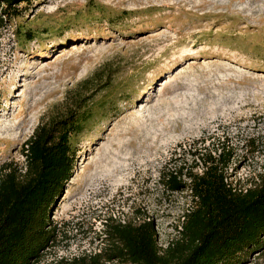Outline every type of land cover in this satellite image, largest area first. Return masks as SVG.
Returning <instances> with one entry per match:
<instances>
[{
    "label": "rangeland",
    "instance_id": "obj_1",
    "mask_svg": "<svg viewBox=\"0 0 264 264\" xmlns=\"http://www.w3.org/2000/svg\"><path fill=\"white\" fill-rule=\"evenodd\" d=\"M17 10L0 23V171L23 169L24 142L73 96L92 103L37 264L98 253L108 218L152 220L158 247L178 238L190 195L160 178L201 173L193 153L228 149L237 188L264 173V0H26ZM105 168L117 174L109 184L121 177L115 188L96 187ZM249 259L264 264V252Z\"/></svg>",
    "mask_w": 264,
    "mask_h": 264
},
{
    "label": "trees",
    "instance_id": "obj_2",
    "mask_svg": "<svg viewBox=\"0 0 264 264\" xmlns=\"http://www.w3.org/2000/svg\"><path fill=\"white\" fill-rule=\"evenodd\" d=\"M24 1L0 0V23L16 18ZM25 34L32 40L30 31ZM81 95L73 96L63 112L48 117L24 142L23 169L5 165L0 171V264H37L54 241L49 215L72 173L74 139L90 118L92 103L87 105ZM192 156L193 162H201V173L184 172L180 166L160 178L169 192L186 190L190 195L192 205L182 215L178 238L158 247L152 220L108 218L103 229L107 245L68 264H248L251 254L261 255L264 173L237 188L227 181L228 149L222 147L216 156Z\"/></svg>",
    "mask_w": 264,
    "mask_h": 264
},
{
    "label": "bare ground",
    "instance_id": "obj_3",
    "mask_svg": "<svg viewBox=\"0 0 264 264\" xmlns=\"http://www.w3.org/2000/svg\"><path fill=\"white\" fill-rule=\"evenodd\" d=\"M179 87V86H178ZM183 87V86H182ZM164 95V94H163ZM152 102V101H151ZM149 103V102H148ZM167 105V104H166ZM147 106V105H146ZM180 108V107H179ZM105 161V160H104ZM107 161V160H106ZM106 163V162H105ZM110 163H111V161H110ZM109 165V164H108ZM113 165V164H112ZM104 166H106V165H104ZM115 166H116V162H115ZM114 166V167H115ZM104 168V167H103ZM116 168V167H115ZM125 168V167H124ZM108 168H105V170H107ZM123 169V168H122ZM105 170H103V171H105ZM124 170V169H123ZM99 171V170H98ZM121 171V170H120ZM101 172H102V169H101ZM100 172V173H101ZM106 172V174H108V175H106L105 177H103L104 179H99V180H96V181H94V182H96V187H99V188H104L105 190L106 189H108V188H110V189H112V188H115V186H118V184L120 183V182H118V181H121L122 182V180L119 178V176L117 177V180H114L111 184H109L108 183V181H109V179L111 178V176L110 175H114V173L116 172V171H114L113 169L112 170H107V171H105ZM104 172V173H105ZM118 172V171H117ZM123 172V171H122ZM95 173H96V171H95ZM98 173V172H97ZM96 173V174H97ZM103 173V172H102ZM116 174V173H115ZM95 175V174H94ZM97 175H99V174H97ZM112 175V176H113ZM117 175V174H116ZM91 176H93V174L91 175ZM90 176V177H91ZM104 176V175H103ZM93 178V177H92ZM99 178V177H98ZM102 178V177H101ZM115 178V177H114ZM119 178V179H118ZM124 178V177H123ZM112 179V178H111ZM116 179V178H115ZM94 182H93V184H91L90 186H95V184H94ZM89 183H91V182H89ZM89 185V184H88ZM98 189V188H97ZM102 191V190H101ZM104 191V190H103Z\"/></svg>",
    "mask_w": 264,
    "mask_h": 264
},
{
    "label": "built area",
    "instance_id": "obj_4",
    "mask_svg": "<svg viewBox=\"0 0 264 264\" xmlns=\"http://www.w3.org/2000/svg\"><path fill=\"white\" fill-rule=\"evenodd\" d=\"M166 246V245H165ZM164 248V247H163Z\"/></svg>",
    "mask_w": 264,
    "mask_h": 264
}]
</instances>
